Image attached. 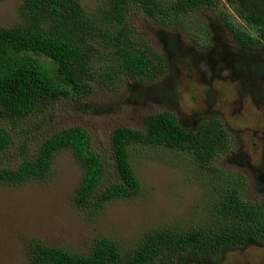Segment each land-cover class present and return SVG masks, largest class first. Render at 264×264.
I'll use <instances>...</instances> for the list:
<instances>
[{
  "label": "trees",
  "instance_id": "1",
  "mask_svg": "<svg viewBox=\"0 0 264 264\" xmlns=\"http://www.w3.org/2000/svg\"><path fill=\"white\" fill-rule=\"evenodd\" d=\"M137 10L165 32L189 28L192 35L197 31L207 38L206 25L197 22L195 12L210 10L220 21L218 27L224 29L222 39L228 30L236 43L215 51L213 59H228L237 76L247 77L250 83L264 81V0H103L94 16L77 0H24L18 8V23L0 27V186L48 179L54 156L71 151L82 170L74 203L92 214L110 201L140 193L132 163L136 150L165 147L193 154L201 171L216 176L222 190L208 206L210 219L185 229L148 230L126 253L107 238L97 240L90 253L80 255L34 238L26 244L29 264L221 263L229 252L264 247V199L252 201L243 176L226 174L214 166L215 160L231 149L226 127L215 114L202 122L203 118H198L195 128L184 126L168 110L144 117L140 129L116 128L110 141L118 182L106 186L110 167L93 148L85 128H61L42 140L35 152L23 141V135L33 133L26 124L31 123V117L53 112L61 100L86 99L93 81L118 88L127 82L133 100L170 97L159 81L174 70L168 60L171 50L163 48L161 52L150 38L136 34L129 18ZM232 10L250 31L236 21ZM215 17L210 19L215 21ZM157 36L163 47L166 42L171 46L177 43V38L169 41L164 35ZM251 51L259 52L255 54L258 60H252ZM248 87L264 99V85L261 89L255 83ZM208 94L213 96L211 91ZM17 153L21 158H15ZM261 169L264 171V165Z\"/></svg>",
  "mask_w": 264,
  "mask_h": 264
},
{
  "label": "rangeland",
  "instance_id": "2",
  "mask_svg": "<svg viewBox=\"0 0 264 264\" xmlns=\"http://www.w3.org/2000/svg\"><path fill=\"white\" fill-rule=\"evenodd\" d=\"M23 1H0V27L11 28L18 23V8ZM77 1L91 16L103 3V0ZM195 13L197 22L205 23L209 38L197 31L192 35L189 28L165 32L141 10L130 14V26L137 35L150 38L159 51L171 50L168 60L174 70L159 81L171 93L169 98L133 100L127 82L121 88L90 82L92 93L86 99L61 100L53 112L29 119L31 123L26 124L33 133L23 135V141L30 150L35 152L42 140L61 128L81 126L89 132L93 148L106 158L110 167L104 181L106 186L118 182L112 168L110 141L116 128L140 129L144 117L165 110L175 114L184 126L195 128L199 126L198 118H203L202 122L215 114L226 127L231 149L219 156L214 166L226 174L236 172L243 176L247 196L252 201L263 200L264 99L254 94L248 84L255 83L261 89L264 81L250 83L247 77L237 76L235 65L228 59L225 62L213 59L215 51L225 45H236L235 40L227 29L222 39L224 29L218 27L220 21L210 10ZM232 13L246 30H251L234 10ZM210 17H215V21ZM157 34L169 41L177 38V43L171 46L166 42L163 47ZM217 38L219 41L215 42ZM251 53L254 61L259 52ZM235 63L238 65L239 59ZM101 65H97L99 71ZM210 91L213 96H209ZM24 128L27 127L21 126ZM15 158H21V154L17 153ZM132 163L140 193L134 198L110 201L92 214L78 209L74 203L82 170L71 151H60L54 156L48 179L1 185L0 264H29L26 244L34 238L46 246L77 255L90 253L97 240L107 238L126 253L138 245L148 230L185 229L210 219L208 206L219 197L221 185L214 174L197 167L193 154L165 147L143 148L133 153ZM223 258L221 263L205 264H264V247L250 246L229 252Z\"/></svg>",
  "mask_w": 264,
  "mask_h": 264
},
{
  "label": "bare ground",
  "instance_id": "3",
  "mask_svg": "<svg viewBox=\"0 0 264 264\" xmlns=\"http://www.w3.org/2000/svg\"><path fill=\"white\" fill-rule=\"evenodd\" d=\"M162 14V13H161Z\"/></svg>",
  "mask_w": 264,
  "mask_h": 264
}]
</instances>
